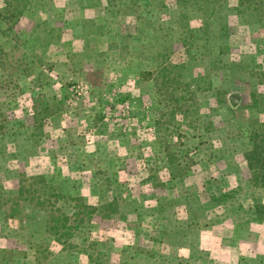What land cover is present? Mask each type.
Listing matches in <instances>:
<instances>
[{
    "label": "rangeland",
    "instance_id": "1",
    "mask_svg": "<svg viewBox=\"0 0 264 264\" xmlns=\"http://www.w3.org/2000/svg\"><path fill=\"white\" fill-rule=\"evenodd\" d=\"M0 104L1 193L43 176L120 209L69 257L24 207L0 264H264V189L225 138L228 108L264 123V0H0Z\"/></svg>",
    "mask_w": 264,
    "mask_h": 264
},
{
    "label": "trees",
    "instance_id": "2",
    "mask_svg": "<svg viewBox=\"0 0 264 264\" xmlns=\"http://www.w3.org/2000/svg\"><path fill=\"white\" fill-rule=\"evenodd\" d=\"M140 79L144 83H154L156 86L154 72L152 71L147 70L140 73ZM220 93V91H215L214 96L218 103L221 104L224 99L222 93ZM2 106L3 105L0 104V109ZM232 106L233 104L231 107ZM241 107L240 105L237 109ZM254 108L259 109L258 106ZM222 110L223 108L219 109L220 114ZM228 112H233V118L238 123V127L232 130L236 133V135H234L230 129L228 130L231 126L230 124L229 127L225 129V138L229 140H238L245 135V138L248 140V148L243 151L244 159L247 163V167L254 175L252 181L256 186L263 187L264 189V123L259 119H247L245 123H242L244 119H238L236 117V114H240L241 109L234 112L228 108ZM103 118L104 117H101L100 119ZM5 122H0V133L4 132L7 128ZM224 122L226 121L224 120ZM249 128H252V131H250ZM47 178L48 177L43 176L36 177L35 179L33 178L34 182L28 184V181L23 177L17 180L14 190L6 191L4 188L2 190L4 193L0 192V203L2 202V206L7 208V212L4 215V219H0V222H3L6 228L17 236L26 235V237H28L27 228L21 227L23 223L19 219V215L24 211V207L34 208L37 213L43 214V230L47 236L46 240L52 241L53 244L56 245L55 247H61L62 253H67L69 257L79 254L80 252L89 254V249H94L96 244L92 243L89 245L85 237L91 234L89 230H91L94 216L98 214L102 215L104 219L111 220L117 213L120 214L118 201L113 199L110 203L102 204L101 206L89 205L85 197L79 196L80 194L74 197L71 195L78 191L76 185L70 186L69 191H66L62 187L54 189ZM50 178L52 179V176ZM68 209L70 211H68ZM12 222H17L20 227ZM25 226L27 225L25 224ZM30 239L33 238L30 237ZM77 239L82 240L83 245H79L75 242ZM34 244L31 245V250ZM39 244H41L42 247V243L40 242ZM30 249L29 251H31ZM11 253L12 254L9 256H6L7 258H1V261L7 259L6 264H21L19 257L17 259H13L12 257V255H16L18 251ZM21 253L27 256V253ZM51 253L52 258L61 257V255H58L59 253L54 251ZM102 256V252L98 251V255L96 257L91 256L90 259L97 264ZM157 257L162 259L160 255ZM147 258L149 259V254H147ZM39 261L40 259H38V262ZM99 264H102V260Z\"/></svg>",
    "mask_w": 264,
    "mask_h": 264
}]
</instances>
